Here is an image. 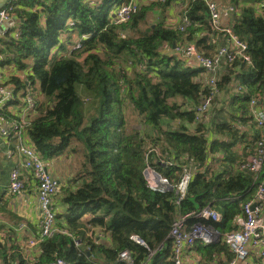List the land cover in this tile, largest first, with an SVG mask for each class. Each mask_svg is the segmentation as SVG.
<instances>
[{
	"label": "trees",
	"instance_id": "1",
	"mask_svg": "<svg viewBox=\"0 0 264 264\" xmlns=\"http://www.w3.org/2000/svg\"><path fill=\"white\" fill-rule=\"evenodd\" d=\"M131 1L5 3L13 5L17 25L0 35V66L20 74L3 82L17 98L0 106V117L20 120L6 106L20 101L19 94L25 101L30 95L35 115L25 132L40 155L48 159L64 154L71 145L77 147L76 140L83 160L53 199L62 204L60 212L55 209L56 224L67 232L39 235L40 253L34 259L24 258L21 246L0 241L2 264L57 258L70 264H126L118 261L125 249L136 264H173L170 232L176 219L189 215L190 228L199 221L190 213L210 205L221 219L202 222L224 235L237 228L244 204L264 185V163L258 172L241 168L255 154L259 138V132L244 130L252 120L256 125L251 100H264L263 0H229L234 8L229 12L231 29L247 43L250 61L238 57L225 64L216 90L199 79L203 69L188 64L175 48L195 43L209 55L228 43L212 25L206 1L134 0L137 10L117 22L114 10ZM176 4L182 8L179 20L171 22L169 11ZM209 96L213 100L207 118L199 120L198 107ZM209 135L216 137L210 141ZM9 140L15 150V138ZM238 144L251 149L240 154ZM155 146L171 158H148ZM189 164L193 176L180 203L175 187L154 190L144 175L151 165L175 184ZM106 235L111 245L105 243ZM194 246L202 264L221 253L229 261L234 257L223 240H197Z\"/></svg>",
	"mask_w": 264,
	"mask_h": 264
},
{
	"label": "built area",
	"instance_id": "2",
	"mask_svg": "<svg viewBox=\"0 0 264 264\" xmlns=\"http://www.w3.org/2000/svg\"><path fill=\"white\" fill-rule=\"evenodd\" d=\"M15 2L16 0H10ZM211 22L217 30H221L227 35L228 43L219 46L215 49L213 54L207 55L195 43H189L185 46L175 47L177 52L186 59H193L205 70L209 76L207 83L216 90V73L222 64H228L238 57L250 61L249 55L246 54L248 49L247 43L241 41L231 27L222 25V18L225 14L233 10V6L219 5L216 0H205ZM264 4V0H263ZM138 4L134 0L122 4L114 10L117 22H124L129 19L132 13L137 10ZM13 5L0 9V35H3L9 28L12 27L14 19L12 16ZM185 26L189 24L187 19H184ZM230 42V43H229ZM13 88L0 83V106L15 100L16 94L13 93ZM27 109L32 110L35 106L33 98L29 95L27 97ZM257 99L251 100V112L256 122V126L261 130L260 136L256 141L255 154L247 158L241 165L242 169L252 172H258L264 163V111L257 108ZM211 105V96L206 97L198 107L197 119L204 120L207 118V111ZM28 124V119L21 118L14 119L9 126L1 127L0 134L5 141L0 143V154L7 151L8 154H17L20 158L19 164L14 166L10 172L9 189L12 194L19 193L25 186L24 173L29 172L36 180L37 196L41 211L40 220V235L41 237H50L56 232H67L66 229H59L56 224V210L54 207V196L59 192L61 183L55 178L47 167L45 159L37 151L32 140L24 139L29 137L25 130ZM28 133V132H27ZM11 138H15V150L7 147L9 146ZM151 148L149 157L155 151ZM147 158V159H148ZM145 178L149 186L158 191L165 192L176 188L178 194L177 203H180L187 194L189 183L193 176V166L189 164L184 167L183 174L177 183H173L168 177L160 174L151 165H148L144 171ZM264 185L258 189L255 197L244 204L243 214L236 220V229L226 234H222L217 228L212 225L202 222L203 219L219 221L221 214L210 205L201 208L193 214L199 221L194 223L190 228L187 226V217L189 215H182L172 225L170 232L171 246H172V263L186 264L183 255L187 250L194 247L197 240H201L205 244L216 243L223 240L234 254V257L229 261V264H246L250 254V247L258 246L261 248V256L264 257ZM137 243L148 247L147 243L138 235L131 237ZM79 242H77L78 244ZM36 244V240L31 239L29 245ZM163 245L159 249L162 250ZM154 252L150 253V257ZM118 261L126 264H136L133 254L128 250H122L119 253ZM37 264H70L63 258H57L49 262H40ZM195 264H202L200 261Z\"/></svg>",
	"mask_w": 264,
	"mask_h": 264
},
{
	"label": "crops",
	"instance_id": "3",
	"mask_svg": "<svg viewBox=\"0 0 264 264\" xmlns=\"http://www.w3.org/2000/svg\"><path fill=\"white\" fill-rule=\"evenodd\" d=\"M141 0H137L139 3ZM181 4H176L173 6L169 13V21L175 22L179 20L180 16V10H181ZM260 12V11H259ZM230 14L229 12L225 14L222 18V25L223 26H230ZM17 25L16 23H13L12 27ZM11 27V28H12ZM223 33L222 40H227V35L223 31L219 30ZM226 42V41H225ZM230 43V42H229ZM174 47V46H173ZM166 48V47H165ZM172 50V48H171ZM184 58V57H183ZM186 59V58H184ZM187 63L199 68L201 67L198 62L194 61L193 59H186ZM225 66V63L221 65V67L217 71V77L220 78L221 72L224 70L223 67ZM202 68V67H201ZM203 69V68H202ZM18 75L20 74V71L18 69H15L13 67L8 66H0V82L3 83L6 80L10 78L11 75ZM201 74V75H200ZM199 75V79H202L204 82L207 83L208 75L206 74L205 70L203 69V72H201ZM17 98V95H16ZM15 98V99H16ZM18 98H20V101H18L16 104H9L7 105V112H11L15 115H20L21 118L30 119V117H33L35 115L34 110H28L27 109V103L23 97L18 95ZM228 103V101H226ZM5 106V105H4ZM2 106V107H4ZM257 108L264 111V100H259L257 103ZM3 109V108H2ZM5 119L0 117V128L9 126L10 122L14 120L12 117H4ZM252 123L254 124L253 120L251 121L250 128L244 127V130H248V133L254 134L260 132L261 130L256 126H252ZM242 128V126H241ZM257 129H259L257 131ZM210 141L216 137V135H209ZM24 139H30V137H24ZM5 139L2 138L0 134V143H3ZM15 140H12L11 145H15ZM255 143V142H254ZM10 147L6 145V148ZM237 151L241 154L244 151H249L251 148L246 147L243 144H238L236 146ZM153 154L157 155L162 162L168 161L171 156L170 153L165 152L162 147L156 146L155 151ZM153 154H151L150 158H152ZM62 155V154H61ZM220 156H223L222 154H217ZM251 153L247 156L249 157ZM66 157L56 156L53 158L45 159L47 163V167L50 170L51 174L55 177L57 174H60L61 178H57L58 181L63 185L64 187L66 185V181L69 178H72L73 176V159L69 158L67 156V159H70L68 167L65 169L62 165V160ZM20 158L17 154H8L7 151H4L0 154V206L4 207V212L0 211V241L5 244L6 246L10 244L18 245V247L21 246L23 252L22 255L24 258H31L34 259V257L38 256L40 253L39 245H38V237L40 235V220H41V211L37 196V189H36V180L29 172L24 173L25 177V186L24 188L17 194H12L9 189L10 184V172L12 168L19 164ZM55 209L60 212L62 210V204L54 203ZM263 215H264V208H263ZM85 216H89L88 214ZM63 220V219H62ZM64 223V220L62 221ZM105 237V236H104ZM31 239L36 240V244L31 246L29 245V241ZM105 243L107 245H111V239L106 240L105 237ZM197 247V245H196ZM194 246L190 250H187L185 254L183 255L184 261L186 264H195L197 262L202 261V254L199 252V247L196 249ZM172 251V246L170 247ZM0 264H2V259H0ZM205 264V263H204ZM209 264H229V260H227V257L224 253L218 254L217 257H215L212 261L209 262ZM246 264H264V257L261 256V248L258 246L250 247V254L247 259Z\"/></svg>",
	"mask_w": 264,
	"mask_h": 264
},
{
	"label": "rangeland",
	"instance_id": "4",
	"mask_svg": "<svg viewBox=\"0 0 264 264\" xmlns=\"http://www.w3.org/2000/svg\"><path fill=\"white\" fill-rule=\"evenodd\" d=\"M216 2L219 5H228L229 4V0L226 2H222V1H218L216 0ZM226 3V4H225ZM157 17H153V19H151V21H156ZM215 29H217L216 27H214ZM219 77V76H218ZM216 78H217V74H216ZM220 79V78H219ZM213 100V96H211V101ZM211 106V105H210ZM135 127L137 128H141V125L139 123H134ZM74 144L77 145V147H75V149H73V146L71 145L69 148H67L64 152V154L60 155L61 157H66L62 160V165L64 166V168L66 169L69 165L70 159H67V156L71 159H73V175L76 173L77 169L80 167L81 161L83 160V155H82V148L81 145L78 144L79 142H77L76 140L73 141ZM57 178H61L60 174L56 175ZM106 240H110L109 236L106 235Z\"/></svg>",
	"mask_w": 264,
	"mask_h": 264
},
{
	"label": "water",
	"instance_id": "5",
	"mask_svg": "<svg viewBox=\"0 0 264 264\" xmlns=\"http://www.w3.org/2000/svg\"><path fill=\"white\" fill-rule=\"evenodd\" d=\"M7 2V0H0V9L4 7L5 3ZM95 260L98 261L97 258H95Z\"/></svg>",
	"mask_w": 264,
	"mask_h": 264
}]
</instances>
